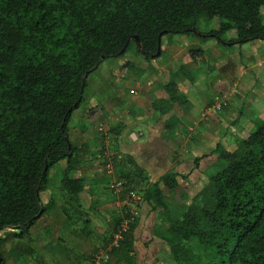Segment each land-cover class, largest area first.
Wrapping results in <instances>:
<instances>
[{"label":"trees","instance_id":"obj_1","mask_svg":"<svg viewBox=\"0 0 264 264\" xmlns=\"http://www.w3.org/2000/svg\"><path fill=\"white\" fill-rule=\"evenodd\" d=\"M263 7L264 0H0V264H7L1 233L31 239L47 213L41 195L59 164H66L60 176L65 197L80 203L86 186L75 177L80 162L68 126L90 74L133 44L144 60L157 59L161 35L214 39L231 48L264 41ZM202 17L220 19L219 28L200 32ZM189 57L198 66L206 62L202 49ZM180 72L194 83L185 68ZM175 80L174 74L164 86L170 101L156 102L154 110L165 114L187 104ZM234 137L235 152L216 147V171L191 206L166 195L165 189L173 195L179 187L173 171L143 194L167 225L154 235L174 264H264V120H255L248 138ZM129 178L122 177L124 187L134 185Z\"/></svg>","mask_w":264,"mask_h":264},{"label":"rangeland","instance_id":"obj_2","mask_svg":"<svg viewBox=\"0 0 264 264\" xmlns=\"http://www.w3.org/2000/svg\"><path fill=\"white\" fill-rule=\"evenodd\" d=\"M261 14L264 25V7L261 10ZM219 24L220 19L218 18L208 20L202 17L198 21V28L201 32H208L212 29H218ZM234 35L233 32L229 33L225 35L224 39L229 40ZM187 39L189 42H187ZM170 45L185 49L178 57L173 58L175 65L177 64L176 69L179 71L180 67L185 64L188 65L186 58L189 55V51L200 49L202 43L199 38L191 35L164 36L162 48L164 50L169 49ZM220 47L222 52L217 57L220 59L212 61L211 68H209L211 77H209V73L207 75L195 74V86H198L204 94L212 93L211 84L213 85L212 82L215 79V75L212 74H224L222 70L229 64H233L235 67H241L240 65L243 64L246 72L245 76L249 78L250 85L244 87L238 83L240 87L230 97L211 95L210 101L213 103H210L207 107L205 106L206 112L211 109L209 114L204 112L203 118L191 121L192 128L189 129V134H192L193 131H198L197 128L199 129L203 126L205 129L214 132L216 136L206 134L202 150L195 148L196 146L193 149L188 144L187 146L179 144V151L173 152L176 156L174 157L171 171L176 170V164H183L179 169L181 174L176 193L170 195L168 190L165 189L166 195L171 198L174 204L191 206L195 198L206 188L209 183V176L216 171L217 156L215 155V148L218 145L226 148L231 153L237 150V144L232 134L234 130H238L242 138H248L255 129V120H264V41L256 40L233 48L222 45ZM137 50V46L133 44L124 56L107 59L95 72L90 74L87 79L84 102L73 116V121L69 125V133L72 139H74L72 124L78 123V118H87L95 111L96 106L102 109L103 114L107 117V111L111 110L110 104L121 101L120 95L121 91L124 90L123 88L126 87L127 91L136 89V84L134 87L133 83H135L136 76L139 77L138 69L143 66L144 68L149 67L156 70V67L159 68L167 64L171 58L169 52H167L166 55L164 53L160 58L151 61L143 60L141 66V55ZM246 51H249V53H244ZM129 62H133L136 68L129 67L128 72L126 71L125 74V65ZM257 75H260V77L258 78ZM229 82L232 84L231 78ZM182 86H184V89L188 87L186 82ZM126 98L127 96L124 95V99ZM223 103H226V106L218 110L217 106ZM125 104V111H128L130 101L129 106L126 102ZM115 113L118 114L117 110H114L112 114L115 115ZM114 115L113 117H115ZM238 118L239 124L235 125L234 121ZM114 122H116L115 118L110 123ZM79 123L81 124L82 121L79 120ZM96 124H102V118L96 121ZM123 124V122L118 121L115 124H108V126H101L97 129L102 146L96 149L94 158V166L96 168L92 170L97 182L96 188H94L96 191L88 197H82L83 207L79 208L82 210L72 212L70 208L66 207L68 206V201L65 200L61 193L58 183L63 171L61 164L51 171V189L43 193V204L46 205L47 211L57 208L66 209L68 213L64 215V213L58 214V211L54 212L52 216L47 217L44 222L39 224L43 227H50L52 226L50 221L55 220L56 223L53 225L56 226L57 231L47 247L44 246V243H39L36 247V244L30 245V248L35 250L33 256L37 262L27 260L24 264H39L41 261L43 264H174L169 247L154 235L156 227H167V225L163 223L159 211L153 212L151 207L143 200V194L149 186V180L146 177L138 179L136 176L138 172L128 163L120 161L121 157L117 150L118 138L116 135ZM184 128L189 127L184 126ZM178 137L181 141L187 138L183 131L182 139L180 136ZM196 137L194 135L190 136L189 141L193 143V139ZM142 142L144 143L145 141L142 140ZM156 147L150 142L146 145H141L140 148L138 147V151L141 153L148 152ZM196 149L198 150L196 151ZM99 151L101 154H98ZM182 157L184 159L179 162L178 159ZM197 159H199L198 167L195 166V160ZM109 166L111 167V174L108 173ZM167 166L165 161L160 164L162 169ZM127 173L130 176V182H133L134 185L129 188L124 187L122 194H117L115 191L112 192L110 187L118 183L123 185L124 179L122 177L127 175ZM93 176H90V178ZM134 193L141 200H133L131 195ZM84 211H87L85 215L83 214ZM131 216L135 219L133 221L135 225L131 231L128 230L123 233V227L128 225L130 227L131 225L128 220ZM46 222L47 224H44ZM82 230L85 231L82 232ZM12 232L18 233V231L14 230L1 233V238L4 241L2 255L7 260V263L18 264V259L15 256L19 257L16 254H19L21 249L27 247V240L22 242V244L17 243L13 238ZM80 239L86 240L83 245L75 247L74 245ZM11 249H15L13 251L15 253L12 254L11 252L9 254ZM114 249L117 250V254L113 253ZM68 252L70 253L69 255L66 254ZM11 255L14 260L11 259ZM38 257L41 258L38 259Z\"/></svg>","mask_w":264,"mask_h":264},{"label":"crops","instance_id":"obj_3","mask_svg":"<svg viewBox=\"0 0 264 264\" xmlns=\"http://www.w3.org/2000/svg\"><path fill=\"white\" fill-rule=\"evenodd\" d=\"M194 37L199 38L197 36ZM199 39L201 40L202 43L200 49L204 51V56L206 60V62L203 65L198 66L194 61H192L189 55H187L186 62L188 63V65L185 64L186 67H184L185 66L184 65L183 67H180L178 71L176 69L177 64L175 65L173 58L178 57V55L181 54V52L185 49L183 48L181 49L180 47H175V45H170L169 49L167 48L165 50L164 48H162V55L164 53L166 55L167 52H169V56L171 58L167 64H164L159 68L156 67V70H153L149 67L144 68L142 66V62L144 58L141 56L140 65L142 66V68L138 69L139 77L136 76V80L134 81L135 83H133L134 87L136 84V89L134 88L131 89V91H127L126 87L123 88L124 90L121 91V95H120L121 101H118L116 103L113 102L110 104V106L108 105L111 109L110 110L111 113L110 111H107L108 113L107 117L105 116V114H103V110L99 109V107L96 106L95 111L91 113L87 118L84 117L78 118L77 122L79 123V120H81L82 121L81 124L80 123L72 124V128L74 130V134H73L74 139L70 137V133H69V138L72 144L76 148H78V156L80 162L78 167V172L76 173L75 177L81 178L86 186L84 193L80 196V203L71 200L69 201V199L65 197L61 189V193L63 194L65 200L68 201V206L66 207L70 208L72 212H77L82 210L79 209L83 207L82 205L83 203L81 200L82 197L83 196L88 197L90 196L91 193H94L96 191L94 188H96L97 182H96V177L93 176L92 170L96 168L94 166L96 149L97 147L100 148L102 146L97 131L99 127L108 126V124L112 125L118 121L124 123L122 128L119 129L118 135L116 136L118 138L117 150H118V154L121 157L120 161L124 163H128V165H130L136 172L142 173L143 177L144 178L146 177L149 180V186L158 182L162 176H164L166 173L170 172L173 169L172 168L173 161H174V157L176 156L174 155L173 152L179 151V147H178L179 144H181L182 146L183 145L187 146L188 144L189 146H192L193 149L196 146L195 148H200L202 150L204 148L203 140L205 139L206 134H210V136L211 135L216 136L214 132L205 129L203 126L199 129L197 128L198 131H193L192 134L191 133L189 134L188 133L190 132L189 129L192 128L191 121L193 122V120H200L201 118H203L205 114L204 112H206L205 106L207 107L209 106L210 103H213L210 101L211 95L216 94L218 96L230 97L232 96L233 92H237L238 88L240 87L238 83L246 87L247 85H250V80L248 77L245 76L246 72L243 64L240 65L241 67H235V65L229 64L223 68L222 71L224 74L222 75L217 73L212 74L215 75V79L213 80L212 83L213 85L216 84L217 86L216 85L213 86L211 84V88H213V92L204 94V92L201 89H199L198 86L197 87L195 86V79H196L195 74L200 73L207 75L209 73V77H211V72L209 71V68H211V64H212L211 62L218 61V59H220L217 57L222 52V48L220 47L221 45L214 39L212 40H203L202 38ZM187 42H189L188 39ZM244 53H249V51H246ZM247 56H249V54H247ZM128 65H131V67L136 68L133 62H129L128 64L125 65V69H124L125 74L126 71L129 70L130 66ZM181 68H185L192 76L194 80V83L192 85L188 84V81L186 80L184 75L180 72ZM174 74L176 75L175 81L178 87L179 94L182 98H185L187 100V104L183 106L179 104H175L170 112L162 114L159 111L154 110L153 106L158 101H170L171 99L170 95L164 89V86L170 82L171 76ZM257 76L258 78L260 77V75ZM230 78L231 81H233L232 84H230L229 82ZM184 82H186L188 85V87L185 89L183 88L184 86H182ZM124 95L127 96L126 99H124ZM129 101H130L129 109H131V111H129V109L128 111H125V107H126L125 102L129 106ZM114 110H117L118 114L117 113H115V115L112 114ZM210 110L211 109H209V111H207L206 113L209 114ZM77 111H75L74 115L77 113ZM113 115L115 117H113ZM101 118H102V124L97 125L96 121L100 120ZM114 118L116 122L110 123L113 122ZM72 121L73 118L71 122ZM236 121L237 123L235 125L239 124V118ZM236 121H234V123ZM184 126L189 128H184ZM68 130H69V126H68ZM182 131L187 138L184 139L181 138ZM235 132L241 136V133L238 130H234L232 134L233 133L235 134ZM193 135L197 137L193 139L194 142L192 143L189 141L190 140L189 137ZM178 136H180L182 141L179 139ZM142 140L145 142L143 143ZM150 142L152 143V145L157 146L154 150H150L148 152H143V153L138 151L139 150L138 147L140 148L141 145H146L147 143ZM197 150L198 149H196V151ZM98 154H101L100 151ZM183 159L184 158L182 157L179 158L178 160L179 162H182ZM162 161L163 162L165 161L166 164L168 165L166 168L163 169L160 168V164ZM65 165L66 164L64 163L62 167H65ZM182 165L183 164H179V163L176 164V170H173V172L179 175V178L181 174L179 172V169L182 167ZM90 176L93 177L90 178ZM58 183L60 185V178L58 179ZM91 184L93 187L91 186ZM50 189L51 188L49 186V188L45 192L49 191ZM43 193L41 195L42 203H43ZM43 205L47 210L46 205L45 204ZM57 211L59 212L58 214L64 213V215H67L68 213L66 209L64 210L57 208H52L50 211H47L46 215L31 230V239H25L27 240L26 241L27 247L19 251L21 254L20 253L16 254L19 255L20 258V260L16 259L18 264H22V263L24 264L27 262V260L37 262L33 256L35 250L31 249L30 245L36 244L35 245L36 247L39 243H44V246L47 247L50 244V240L54 237L55 232L57 231L55 228L56 226L53 225L56 223L55 220L50 221V223H52V226L50 227H43L42 225L40 226L39 224L44 222L47 219V217L52 216V213ZM86 212L87 211H84L83 214L85 215ZM44 224H47V222ZM83 231L85 230H82V232ZM86 239L78 240L77 244H75L74 246L79 247L80 245H83ZM25 240L22 241L16 240V241L17 243L22 244V242H24ZM14 250L15 249H11L9 254H11V252ZM66 254L69 255L70 253L68 252ZM15 258L18 257L15 256ZM39 258L41 257H38V259ZM11 259H13L12 255H11ZM39 264H43V262L41 261L39 262Z\"/></svg>","mask_w":264,"mask_h":264},{"label":"built area","instance_id":"obj_4","mask_svg":"<svg viewBox=\"0 0 264 264\" xmlns=\"http://www.w3.org/2000/svg\"><path fill=\"white\" fill-rule=\"evenodd\" d=\"M224 106H226V103L218 105L217 109L220 110ZM108 173L111 174V167L110 166L108 167ZM110 190L112 192L115 191L117 194H122L124 192V186L119 184V183L118 184H114V185H112L110 187ZM131 198L133 200H135V201L141 200V198L138 197L136 193L132 194ZM128 220H129V224H132L133 221H135L134 217H132V216ZM129 228H130L129 225L127 227H123V231L122 232L124 233V232L128 231Z\"/></svg>","mask_w":264,"mask_h":264},{"label":"water","instance_id":"obj_5","mask_svg":"<svg viewBox=\"0 0 264 264\" xmlns=\"http://www.w3.org/2000/svg\"><path fill=\"white\" fill-rule=\"evenodd\" d=\"M162 37H163V35H161L160 36V38H159V49H158V53H157V55H156V58H159L160 56H161V52H162ZM135 40L136 41H139V38L138 37H136L135 38ZM69 150L71 151L72 150V146L70 145L69 146ZM73 154L71 153L70 155H69V157H71Z\"/></svg>","mask_w":264,"mask_h":264}]
</instances>
